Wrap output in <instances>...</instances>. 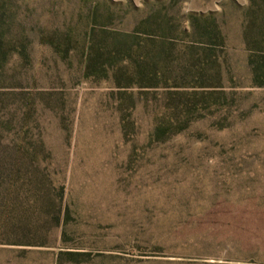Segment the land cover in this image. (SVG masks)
<instances>
[{
  "label": "rangeland",
  "instance_id": "rangeland-1",
  "mask_svg": "<svg viewBox=\"0 0 264 264\" xmlns=\"http://www.w3.org/2000/svg\"><path fill=\"white\" fill-rule=\"evenodd\" d=\"M0 264H264V0H0Z\"/></svg>",
  "mask_w": 264,
  "mask_h": 264
},
{
  "label": "trees",
  "instance_id": "trees-1",
  "mask_svg": "<svg viewBox=\"0 0 264 264\" xmlns=\"http://www.w3.org/2000/svg\"><path fill=\"white\" fill-rule=\"evenodd\" d=\"M160 18L162 22L166 24V20H164V16L162 17L161 14L158 12V13L150 14L149 16L144 18L140 23L141 25L140 27H142V30L143 29L150 30L151 28H154L155 23L158 22L157 20H159ZM139 29L141 28H139L138 26L137 30ZM201 30H204V33L210 38L213 37L212 33L214 32V30L216 33H218L216 28L214 30H209V27L206 26H204V28H202ZM136 38H137L136 36H133L132 34L129 33H123L120 36L118 35L114 37V41L112 44V52L110 53V55H112L111 58L113 63L124 62L126 61V59H128L130 55H132V53L135 51V46L139 45L138 42L135 40ZM96 58L98 59L97 56ZM3 235H15V234L10 232V233H4Z\"/></svg>",
  "mask_w": 264,
  "mask_h": 264
}]
</instances>
